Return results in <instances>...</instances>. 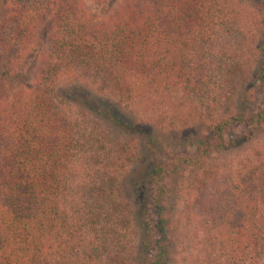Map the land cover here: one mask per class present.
<instances>
[{
  "label": "trees",
  "instance_id": "trees-1",
  "mask_svg": "<svg viewBox=\"0 0 264 264\" xmlns=\"http://www.w3.org/2000/svg\"><path fill=\"white\" fill-rule=\"evenodd\" d=\"M93 2L0 0V264H178V247L181 264H264V0ZM249 74L247 107L146 174L134 246L104 125L140 124L104 103L162 127L206 123ZM232 148L241 158L222 184L211 162Z\"/></svg>",
  "mask_w": 264,
  "mask_h": 264
},
{
  "label": "rangeland",
  "instance_id": "rangeland-1",
  "mask_svg": "<svg viewBox=\"0 0 264 264\" xmlns=\"http://www.w3.org/2000/svg\"><path fill=\"white\" fill-rule=\"evenodd\" d=\"M101 1L100 8L105 9L108 8V6H112L118 0ZM98 4L99 0H94L93 6L98 7ZM258 34L256 36H258ZM230 53L237 55L241 52H228V54ZM241 62L245 63L246 59H243ZM251 78V74L244 76L240 81L233 82V89L228 88L224 90L225 94H222L221 101L218 102L217 105H213L214 112L212 110L210 111L211 115H209L206 123H197L189 126L178 125L173 128L166 125L162 127L163 125H158L155 121L152 123V121L139 118L135 113L132 114L124 104L119 105L116 101L112 102L111 100H107L109 105L104 103L109 109H113L116 115L120 114L125 123L138 122L140 124L138 130L129 129L130 134L128 135L118 131L115 124L105 122L104 125L112 132L109 146H111V150L113 151L111 155V164L114 173L111 179L114 182L118 180V188L116 189L118 194L121 195L119 199H123V202H125L128 207L127 210H129V212L131 211L130 214L133 218V225L135 228L131 230L130 239L134 246L138 244L140 238L138 221L141 217L144 215L146 216L150 212L152 192L148 186L146 174L155 164H167L178 155L193 156V154H196L199 151V147H202V144L206 142V139L209 137V131L206 126L210 124L211 118H226L247 107L248 103L243 96V91L250 89L249 81ZM228 91L232 93L231 97H228ZM94 95L97 96L96 94ZM140 129L141 133L139 132ZM143 131L146 134L152 135L156 145L148 147L142 143V140L145 139ZM242 131L243 129H232L231 132L228 133V138L233 139L241 134ZM261 138L262 140L264 139V137ZM122 144H125L127 149L124 154L120 152V146ZM240 158L238 154L233 156L232 148L227 153L216 155L215 159L211 162L215 168L220 170L219 174L224 175L225 178L222 177V184H226L228 181L226 175L228 177L232 175L233 166L235 167L238 165ZM176 184L172 181L173 187L171 190L174 197L171 200V207L175 206L176 209L171 208V210L173 213L176 211V215H179L181 213L182 204L180 203L181 196L174 189ZM192 246L189 245V247L186 248L189 254L195 252ZM180 249V247L177 249L179 255L178 264H181L182 258L185 255L188 256L187 253L182 256V250Z\"/></svg>",
  "mask_w": 264,
  "mask_h": 264
}]
</instances>
